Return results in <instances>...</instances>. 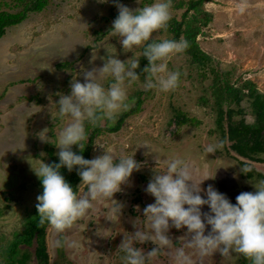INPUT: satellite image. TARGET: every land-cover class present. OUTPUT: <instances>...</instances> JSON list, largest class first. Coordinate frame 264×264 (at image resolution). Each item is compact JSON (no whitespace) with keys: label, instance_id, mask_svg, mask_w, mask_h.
<instances>
[{"label":"rangeland","instance_id":"obj_1","mask_svg":"<svg viewBox=\"0 0 264 264\" xmlns=\"http://www.w3.org/2000/svg\"><path fill=\"white\" fill-rule=\"evenodd\" d=\"M178 1L172 0L170 13L171 17L182 20L186 9L175 8ZM117 2L136 9L152 0H108L106 3L50 0L42 11L30 12L22 22L8 27L0 39V264H20L17 259L21 260L24 252L28 257L21 264H39L36 243L32 246L20 244L17 254L12 256L18 255L14 260L8 258V251L17 238L26 234L29 216L36 212V197L42 193L40 179L30 163L35 165L42 159L52 164V159L58 160L59 149L40 138V135L46 136L54 142L56 134L67 123V119L61 121L51 117L52 103L59 99L57 93L69 94L73 77L83 83L84 71L103 65L105 61L101 57L111 53L123 61L133 55L132 51H123L121 38L108 33L118 15ZM17 3L16 0H0V11L17 12L22 9ZM202 12L212 18L197 37L201 48L213 57L220 69L234 67L233 80L239 76L240 80L249 78L264 93V0H210L204 4ZM152 39H165L163 30L154 32ZM141 48L133 50L137 57L141 56ZM94 54L96 59L91 60ZM167 67L170 71L179 68L182 74L175 90L167 93L158 89L145 90V79L139 76L138 81L128 87V109L136 106L139 93H142L141 109L132 112L119 130L108 128L127 110L114 122L90 125L87 131L88 141L93 134L90 159L103 154L106 148L114 157L134 152V159L141 164L128 182L121 185V191L113 194V199L122 205L121 215H112L111 221L106 217L110 215L113 202L93 201L88 213L64 233L68 239L80 241L79 248L54 247L57 236L48 226L45 238L49 264H122L118 247L124 234L130 235L136 230L134 221L143 226V209L154 202L145 188L153 178L156 159L157 167H163L165 161L175 157L184 159L191 165L194 182L214 176L202 181L200 187L212 185L232 203L241 192L256 191L253 180L264 179L257 175L249 177L241 171L242 164L237 159L262 174L264 162L239 157L229 148L231 141L216 153H204L207 144L221 140L216 128V113L200 100L205 94L210 96L206 87L212 75L202 80L182 52L172 55ZM103 83L107 86V81ZM244 108L246 120L253 123L255 118L248 102H244ZM176 110L200 122L178 125L174 119ZM72 148L78 147L73 145ZM78 185V194L86 191L83 185ZM201 195L203 197L204 193ZM201 211L207 212L208 206H201ZM209 229L206 225L205 234ZM168 235L173 241L171 248L153 257L150 264H177L174 252L182 245L192 264H250L235 253L221 256L214 252L199 257L194 249L186 247L190 239L186 227H171ZM134 246L145 253L155 247L151 241Z\"/></svg>","mask_w":264,"mask_h":264},{"label":"clouds","instance_id":"obj_2","mask_svg":"<svg viewBox=\"0 0 264 264\" xmlns=\"http://www.w3.org/2000/svg\"><path fill=\"white\" fill-rule=\"evenodd\" d=\"M171 3L172 0H152L139 8L129 9L117 2L118 15L108 33L121 38L123 51H132L133 55L121 61L107 51L109 55L101 57L105 61L101 67L84 71L83 83L73 77L69 94L57 93L59 99L52 103V119H67V123L56 134L54 142L46 136L40 135V138L59 149L56 153L58 162L48 164L38 159L30 166L42 186V193L36 197L39 223H47L52 228L57 236L53 241L56 248L80 247V241L68 239L64 233L88 213L93 201L107 199L113 202L107 219L112 221V215H121L122 205L113 199V194L121 191V185L128 182L133 171L140 169L141 164L134 159V152L114 157L102 146L105 149L103 154L86 159L74 152L72 146L83 151L88 141L86 124L112 123L128 110V87L139 79L134 71L139 67L135 48L142 47V56L148 61L143 69L146 73L145 90L158 89L167 93L178 87L181 74L168 70L167 60L183 52L188 42L152 39L154 32L167 29ZM95 59L94 54L91 60ZM103 81H107V86ZM223 146V140H216L207 144L203 151L205 154L216 153ZM157 165L156 159L153 178L145 188V192L154 197V202L143 209V226L134 221L136 230L130 235L124 234L118 247L122 264H150L153 257L170 249L173 241L168 232L171 227H186V233L190 235L186 247L194 249L201 258L214 252L221 256L235 253L250 264H264V179L253 180L256 191L241 192L232 203L212 185L204 189L200 187L202 181L214 176H205L194 182L191 165L184 159L175 157L165 161L163 167ZM61 167L69 172L75 168L80 177L79 185H83L86 191L78 194L61 175ZM241 171L249 173L251 168L244 163ZM203 205L208 206L207 212L201 211ZM206 225L210 226L207 234ZM146 241L155 245L147 253L134 246ZM174 259L177 264H192L183 245L175 249Z\"/></svg>","mask_w":264,"mask_h":264},{"label":"trees","instance_id":"obj_3","mask_svg":"<svg viewBox=\"0 0 264 264\" xmlns=\"http://www.w3.org/2000/svg\"><path fill=\"white\" fill-rule=\"evenodd\" d=\"M16 1L18 2L17 5H22L21 10L13 13L5 10L0 11V39L6 34L8 27L22 22L30 12L42 11L46 5L50 3V0ZM144 1L149 2L151 0ZM209 1L210 0H179L174 6L175 8L185 7L186 10L183 13V19L178 20L175 17H171L167 29L163 30V36L165 39L186 40L188 42V47L182 53L187 57V61L192 65L194 70H196L202 80L207 78L209 74L212 75L211 83L206 87V92H210L211 97L205 94L201 96L200 100L203 105L210 106L213 112L216 113V128L219 130V133H221V140L224 141V144H226L227 141H231L229 148L234 150L239 157L249 161L264 162V157H262V155H264V93L261 92L257 88L256 83L249 78L240 80L239 76L233 80L235 68L220 69L214 64L213 57L201 48L197 40L198 35L202 33V27L212 18L210 14L202 12L204 4ZM5 4L8 6L11 5L8 2H5ZM143 4L144 2L142 5ZM201 13L202 16L205 14L202 18L199 17ZM159 40L161 39H155L157 42ZM147 64L148 61L142 56L141 48L139 67L135 72L142 79H145L146 73L143 72V69ZM178 71L180 72L179 68ZM181 76L182 74L180 77ZM141 94L142 93H139L136 106L124 112L117 120V123L110 126L108 130H119L120 125L132 112L141 109ZM244 102H248L251 108V113L255 118L253 123H249L245 118ZM237 116H239V118H236ZM174 119L178 125L198 124L200 122L199 120L197 121L195 117H191L187 113L177 110ZM89 127L90 125L88 124L86 132ZM92 141L93 134L89 136V141L85 144L86 146L83 151L79 148H72V150L81 154L84 158L90 159ZM227 154H231L229 150ZM56 159L57 158H54V160L52 159V163L58 162ZM237 161L240 164L247 163L239 159H237ZM59 171L61 175L64 176L65 180L77 191L80 177L76 169L74 168L69 172L66 168L61 167ZM254 175L264 178V174L258 172L255 168H251L247 176L252 177ZM39 186L42 189L40 180ZM34 210H36V212L34 211L35 214L29 216L26 234L13 242L8 251L9 256H7L9 259L14 260L18 255L15 257L12 256L17 254L20 244L32 246L36 243L37 246L35 247V251L39 264H49V255L45 238L46 229L49 225H47V223L43 225L40 224L37 209ZM22 256L21 260L17 259V262L20 264L24 263L28 254L24 252Z\"/></svg>","mask_w":264,"mask_h":264},{"label":"flooded vegetation","instance_id":"obj_4","mask_svg":"<svg viewBox=\"0 0 264 264\" xmlns=\"http://www.w3.org/2000/svg\"><path fill=\"white\" fill-rule=\"evenodd\" d=\"M17 263V262H16Z\"/></svg>","mask_w":264,"mask_h":264}]
</instances>
